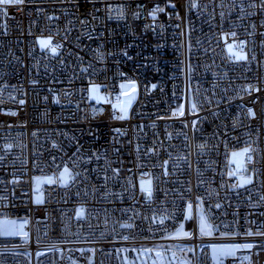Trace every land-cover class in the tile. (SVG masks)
<instances>
[{"label": "built area", "instance_id": "obj_1", "mask_svg": "<svg viewBox=\"0 0 264 264\" xmlns=\"http://www.w3.org/2000/svg\"><path fill=\"white\" fill-rule=\"evenodd\" d=\"M188 205L215 235L169 238ZM4 220L27 224L0 264H136L154 244L213 264L214 243L264 264V0L0 2Z\"/></svg>", "mask_w": 264, "mask_h": 264}, {"label": "rangeland", "instance_id": "obj_2", "mask_svg": "<svg viewBox=\"0 0 264 264\" xmlns=\"http://www.w3.org/2000/svg\"><path fill=\"white\" fill-rule=\"evenodd\" d=\"M232 55H236L238 58H243V55L238 54L234 50H230ZM89 100L92 102H107L108 98L104 92V87L101 85H92L89 89ZM119 107V104H116ZM231 161L233 163V174L241 178L240 170L245 166V158L240 152H235L232 154ZM63 176H61V183L67 184L70 182L72 177V171L69 168H64L62 170ZM50 178L46 175H36L34 177V202L35 204H43L45 200L44 186L42 184H49ZM241 184L245 182L241 181ZM141 188L143 190L149 191L151 189V183L149 181H142ZM197 222V228L201 235L213 236L215 232L209 224V220L205 211L198 207L196 218L194 214V209L192 206L188 205L186 216L183 223L179 228H177L169 238H181L188 237L192 233V224ZM25 221L19 220H4L0 224V233L3 237H15L25 234L24 227L26 226ZM243 246L236 243H214L210 245L212 263L219 264L228 257L236 256L237 252L242 249ZM145 254L138 256L135 253L137 261L139 264H176L175 253L180 256L179 264H192V257L180 250V247L173 244H154L151 246L144 247ZM125 258V260H124ZM127 259V261H126ZM121 264H132L129 257L125 253V250H121Z\"/></svg>", "mask_w": 264, "mask_h": 264}, {"label": "water", "instance_id": "obj_3", "mask_svg": "<svg viewBox=\"0 0 264 264\" xmlns=\"http://www.w3.org/2000/svg\"><path fill=\"white\" fill-rule=\"evenodd\" d=\"M174 257H175V260H176V264H179V262H180V256L175 253Z\"/></svg>", "mask_w": 264, "mask_h": 264}, {"label": "crops", "instance_id": "obj_4", "mask_svg": "<svg viewBox=\"0 0 264 264\" xmlns=\"http://www.w3.org/2000/svg\"><path fill=\"white\" fill-rule=\"evenodd\" d=\"M143 254H145V250H144V248H143ZM143 254H142V255H143ZM138 256H139V253H138ZM139 257H140V256H139ZM124 260H125V258H124ZM126 261H127V259H126ZM137 264H139L138 261H137Z\"/></svg>", "mask_w": 264, "mask_h": 264}, {"label": "snow or ice", "instance_id": "obj_5", "mask_svg": "<svg viewBox=\"0 0 264 264\" xmlns=\"http://www.w3.org/2000/svg\"><path fill=\"white\" fill-rule=\"evenodd\" d=\"M0 2H6V0H0Z\"/></svg>", "mask_w": 264, "mask_h": 264}]
</instances>
